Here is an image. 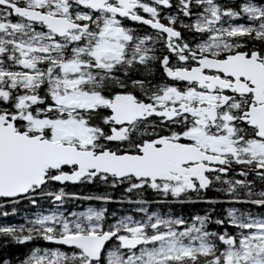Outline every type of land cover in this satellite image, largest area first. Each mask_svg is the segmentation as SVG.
I'll list each match as a JSON object with an SVG mask.
<instances>
[{
  "label": "snow or ice",
  "instance_id": "obj_1",
  "mask_svg": "<svg viewBox=\"0 0 264 264\" xmlns=\"http://www.w3.org/2000/svg\"><path fill=\"white\" fill-rule=\"evenodd\" d=\"M4 208L17 264H264V0H0Z\"/></svg>",
  "mask_w": 264,
  "mask_h": 264
},
{
  "label": "flooded vegetation",
  "instance_id": "obj_2",
  "mask_svg": "<svg viewBox=\"0 0 264 264\" xmlns=\"http://www.w3.org/2000/svg\"><path fill=\"white\" fill-rule=\"evenodd\" d=\"M136 26V25H133ZM68 191H73V192H79L82 195H86V194H99V193H103L105 191L110 192L111 195L116 198L118 196L121 195V189L117 188L115 190L113 189H106L103 186H100L98 184H75L72 185L70 184L68 186ZM189 196H191V201H189L186 197H181V199L184 200L183 203H178L175 201H172L171 197H169V203L167 204H161V205H157L155 202L159 199V196L157 193L152 192L151 190H147L143 193L142 198L152 201L153 204L151 205V209L152 210H157V211H161V212H166L169 209H171L175 214H182L185 217H190L192 215H196V214H204V211L211 207L212 205L209 204H205L203 202H198V196L202 195L204 198H211V199H217L220 197V194L209 189L201 194H197V193H189ZM133 199H135V196L133 195ZM77 203H79V201H77ZM94 203V202H91ZM231 205H225V204H216L215 205V212L213 213L214 217H222L224 215H226L224 209L226 207H230ZM120 207H125L127 208L128 205L124 204V205H118L115 203H109L107 205L108 210L111 211H115L117 209H119ZM19 208V206H18ZM5 209H10V208H4L2 209V211H4ZM9 213V212H8ZM7 216H22L19 213L18 214H9ZM211 229H216L217 226L210 224L208 226ZM49 243V242H47Z\"/></svg>",
  "mask_w": 264,
  "mask_h": 264
},
{
  "label": "trees",
  "instance_id": "obj_3",
  "mask_svg": "<svg viewBox=\"0 0 264 264\" xmlns=\"http://www.w3.org/2000/svg\"><path fill=\"white\" fill-rule=\"evenodd\" d=\"M23 207V204L19 205V208ZM4 211L11 213V209H5ZM22 222V216H0V225ZM45 243L47 244V242ZM30 247H32L31 243L19 244L6 236L0 235V261L9 260L11 264H17V260L22 258Z\"/></svg>",
  "mask_w": 264,
  "mask_h": 264
}]
</instances>
